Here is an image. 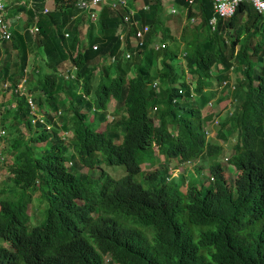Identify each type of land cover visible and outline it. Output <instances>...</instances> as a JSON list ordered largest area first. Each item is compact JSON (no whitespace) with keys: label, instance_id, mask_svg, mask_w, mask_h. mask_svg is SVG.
Here are the masks:
<instances>
[{"label":"trees","instance_id":"1","mask_svg":"<svg viewBox=\"0 0 264 264\" xmlns=\"http://www.w3.org/2000/svg\"><path fill=\"white\" fill-rule=\"evenodd\" d=\"M130 1L116 7L102 2L96 22L89 19L85 41V18L77 13V0H55V7L46 11L45 0L8 2V15L24 11L26 19L3 43L0 80L12 89L27 76L31 100L54 126L43 130L38 124L29 139L12 141L17 160L6 178L25 196L0 197V264H264V12L241 1L230 16H218L212 29L211 0H174L186 9L188 20L174 37L165 25L161 0ZM196 16L198 23L189 25ZM145 24L150 30L133 46L131 35ZM156 40L164 43L156 48ZM125 49L130 51L127 58ZM112 55L114 60L101 64L93 90L94 62ZM65 61L76 66L71 79L64 77ZM42 66L51 71L41 76ZM236 73L241 77L233 79L232 90L226 86L215 100L230 96L239 101L220 122L221 142L226 141L224 130H240L225 155L223 143L204 137V125L213 115L206 107ZM157 80V85L167 84L158 92ZM12 95L16 107L0 111L11 115L9 126L16 122V132H21L19 125L30 123L28 107L24 96ZM161 102L166 110L155 123L149 110ZM65 109L72 115L58 126L53 112ZM91 112L103 129L90 123ZM109 128L113 131L105 135ZM69 130L74 131L71 143L63 138ZM156 151L186 163L214 155L208 167L210 185L204 189L188 183L183 174L174 181ZM219 154L235 170L232 180L221 161L213 159ZM101 159L123 164L126 174L114 178L101 173L100 190L89 192L77 171L95 168ZM147 160L154 165L158 161L161 169L142 173L144 184L134 177ZM36 189L47 203L45 218L29 227L27 207ZM257 222V231H245ZM192 225L207 226L198 231L197 240ZM201 249L209 252V259Z\"/></svg>","mask_w":264,"mask_h":264},{"label":"rangeland","instance_id":"2","mask_svg":"<svg viewBox=\"0 0 264 264\" xmlns=\"http://www.w3.org/2000/svg\"><path fill=\"white\" fill-rule=\"evenodd\" d=\"M129 2H131L129 0ZM172 3V0H164V3ZM50 6H53L54 3L53 1H49ZM174 9L177 10L178 14H172L171 12V7L165 6L164 5V12H163V16H164V20L167 21L170 25V30L172 32H174V34L170 33L174 36L177 37L179 35V31H180V27L185 24L188 20H187V15H186V9L185 8H181L179 6H177L176 4L173 6ZM79 11H83L81 8H78ZM182 9V10H181ZM166 13H170L168 15H166ZM23 15L24 13H21V17L20 19L16 20L19 25L22 22L23 19ZM82 15L85 18V22L81 25V29H82V36H83V40H86V34H85V29L86 26L89 24V17L87 15L86 12H83ZM169 19H171V21H168ZM13 20V19H10ZM200 20L199 17L196 16V18L194 20H190L188 23L189 25L192 24H196L198 23V21ZM176 22L178 28H176V24L174 22ZM96 22V21H95ZM12 24H15V21H12ZM160 34V32H159ZM131 44L134 45V40L131 38ZM35 54L34 58L36 63H40L41 65V59L39 54L37 53V51L35 50L33 52ZM64 63H68L69 66L65 65V68H70L71 69V63H69V61H65ZM95 64H97V72H96V77L95 80L93 82V90L96 88V84L98 82V74H99V70L101 69V64L107 63V59H102L100 60L99 58H97V61L94 62ZM260 64V63H259ZM261 65H259V69L260 70ZM157 69V66H155L154 71ZM51 69L50 68H46V66H42L41 68V73L40 75L42 76L43 74H46V72H50ZM71 71L74 73L75 75V69H71ZM153 71V72H154ZM133 71L132 69L129 72V76L132 75ZM112 78L115 76V72H114V68L111 69V75ZM65 77V76H64ZM190 75H187V79L189 80ZM235 78H240L241 74L240 73H236L234 75ZM233 77V79H235ZM66 78V77H65ZM71 79V78H68ZM186 79V81H187ZM229 80L232 82V78ZM213 81V85L216 87V80L214 79V77L212 78ZM158 83V80H157ZM167 86L166 83L160 85V83L158 84L156 91H161L162 89H164ZM224 88H218L215 97L211 99V101L208 103V108H207V112H211L213 115L211 116L210 120L211 121L208 125H204V137L206 140H209L213 143H224L223 149H225V155H228L229 153V148H230V144L233 141V139L236 137V133H240V130L238 128H231L229 130H224V132L222 133L223 136L226 138L225 142H221V137L219 136V132L221 129L220 128V122L221 120H223L224 117L228 116V113L231 112L233 113L234 108L238 107L239 105V101H234L230 96H227L226 99L220 101L219 103H217L218 97L220 96V94L223 92ZM94 92V91H93ZM32 95V92H31ZM29 96V95H28ZM10 99V96L7 93H2L0 92V105H5L7 106L10 101H8ZM114 105V100H112L109 104H108V109L109 112H111V109L113 108ZM156 109L158 110L157 116L154 117V114H156V111H154L153 109L149 110V114H151V118L154 120L155 123H158L160 120L159 115L164 112V110H166V105L165 103L161 102L157 105ZM63 113L60 117H58L57 119V125L58 126H62V123H65L69 117L72 115L71 112H67V110H62ZM4 112V111H3ZM33 116L30 113L27 116V120H32ZM90 123L92 125H95L98 127V129L100 128H104V123L99 124L98 121L96 120V118L94 117L93 113L91 112L90 114ZM117 118V116H116ZM115 118V119H116ZM111 119L110 115L108 116V121ZM0 120H3L2 124L4 125L1 129V131H3V138L0 140V190L1 189H8V192L6 193V195H3L0 193V197L3 196H9L12 199L15 200H22L25 196L24 193H22L23 191L19 188H17L16 186H13V183L11 180H9L8 178H6V176L8 175V170L9 167L11 165H14L16 163V156L11 148V144L14 138H18V137H22L23 139L27 140L29 139L34 133H35V128H37L38 124H33L32 121L29 123V125H27L25 123L22 125H19V128L21 130V132H16V122H14L13 125L9 126V121L11 122V115L6 114V113H1L0 114ZM21 124V123H20ZM40 125V124H39ZM52 126H54V124H52ZM119 128V127H118ZM39 129V127L37 128ZM40 129H42V126L40 127ZM112 128H109L107 130H105V135H107L109 132H112ZM120 133H123V128L120 126L119 128ZM66 131L63 132V138L64 141L71 143V141L73 140V136H74V131L73 130H69L67 131V133H65ZM46 142H30L29 144L34 145H43ZM70 152L74 151V147L70 146ZM158 150V148H157ZM96 155L100 158L103 157V153L101 151H97ZM156 155L159 156L162 160L163 163L165 164V168L170 172V176L174 177V181H177L179 179V173H182L183 175H185L186 181L188 183H190V181H192L193 183H195L198 187H202L204 186V189L206 187H208L210 185V180L207 179V177H209V170L208 167L211 164L210 160H212V158L210 157H214V155L211 156H207L205 161H202L198 158V160H194L191 163V166L188 165V163H186V161H184V163H180V161H178L177 159H174L175 157L166 159L164 155L160 154L158 151H156ZM220 156V157H219ZM213 159H218L221 161L222 166L224 167L225 171H227V176L230 180H232L235 176V170L233 169V167H230V164H227L226 161L224 160L223 157H221V155L219 154L217 156V158H213ZM192 167V169H191ZM201 167V168H200ZM157 168L161 169V163H158L154 165L152 163L151 160H147L145 161L144 164H142L141 166V172L137 175H135L134 180L139 181V182H144L145 184V179H144V174L142 173H148V172H153L155 171ZM200 168V169H199ZM197 169H199V173H197ZM101 173H104L105 175H109L112 176L114 178H120L122 176H124L126 174L125 172V167L123 164H107L106 161H104L103 159H101L100 164L95 167H87V166H81L79 168V170L77 171V177L84 179L85 181H87L88 183V191L89 192H97L100 190L101 188V182H100V175ZM187 175V176H186ZM120 176V177H119ZM185 188L188 186V184L186 185V182L184 184ZM42 189H45V186H41ZM183 191H185V189H182ZM31 192V190H30ZM29 192V193H30ZM40 193V191L38 189H36L32 195V202L28 203V207H27V212L29 213V220H28V226H32L36 223H39L41 221H43V219L45 218V210H46V200L44 197H38V193ZM80 203H82V201H80ZM121 221V220H120ZM122 222V221H121ZM261 223L257 222L253 225H248V229H246L245 231H257L260 228ZM207 226L205 225H192V231H193V236L194 239L197 240L198 238V231L201 228H206ZM149 236H151V232L148 231ZM4 244H7L4 242ZM201 251L206 255V258L209 259V252L207 250L201 249ZM104 259L106 262L109 261V257L107 254H104Z\"/></svg>","mask_w":264,"mask_h":264},{"label":"built area","instance_id":"3","mask_svg":"<svg viewBox=\"0 0 264 264\" xmlns=\"http://www.w3.org/2000/svg\"><path fill=\"white\" fill-rule=\"evenodd\" d=\"M25 1V0H22ZM46 0L45 4H44V11L46 10H50L53 9L55 7V0H52L54 5L50 6L49 3H47ZM212 4H213V9L215 14L210 17L209 19V24L211 26L212 29L215 28L216 25V21H217V17H228L230 16V14L233 13L236 5H238L239 2L241 1H250L252 2V4L254 5L255 8H257L259 10V12L263 13L264 12V0H211ZM104 2V3H109L111 4L113 7H116L119 4H126L127 0H77V2L75 3L76 7L81 8L83 11H78L77 13H83L86 12L89 19L92 21H96L97 20V16H98V12H99V7L100 4ZM189 2L191 3L192 0H189ZM132 11H134L133 9H131ZM16 17H21L20 14H17ZM11 29H12V25H11V21L9 16H7V0H0V65H1V59L5 57V52L6 50L4 49V41H8L11 38ZM31 32L36 31V27L34 25H32L30 28ZM150 29V26L148 24H145L144 26H140L137 28L136 32L134 35H131V38L134 40V44H141L142 41H144V36L146 34V32H148ZM119 32V38L122 41V46L124 44V38H123V30L122 28H119L118 30ZM160 43V42H159ZM157 43L155 44V47L158 48L159 45H162V43ZM96 43L93 45L94 47H96ZM123 55L125 57H129L130 56V51L125 49L123 52ZM111 60L114 59V56L110 57ZM26 72V69H25ZM73 77V73L69 74V77ZM27 76H23L20 81L18 82V84L16 86H14L12 88V91L14 93H19L20 95H23L26 97V102L29 105L30 108V113L32 114L33 118H32V123L38 121V122H42V119L40 118V116H38L35 112H34V106L33 103L31 101V96L27 91ZM8 88V83L4 82L2 84V89L6 90ZM29 95V96H28ZM61 113V112H59ZM46 128H49L46 126ZM3 136V131H1L0 129V138Z\"/></svg>","mask_w":264,"mask_h":264},{"label":"clouds","instance_id":"4","mask_svg":"<svg viewBox=\"0 0 264 264\" xmlns=\"http://www.w3.org/2000/svg\"><path fill=\"white\" fill-rule=\"evenodd\" d=\"M50 1V0H49ZM49 1H47V3H49ZM52 1V0H51ZM45 2H46V0H45ZM45 4V3H44ZM8 5V4H7ZM50 5V4H49ZM133 9V8H132ZM43 10H44V7H43ZM21 13H24L25 14V12L24 11H21V12H19V13H17V14H20L21 15ZM16 14V15H17ZM7 15H8V8H7ZM16 15H14L15 17H16ZM16 18H19V17H16ZM150 30V29H149ZM11 32H12V29H11ZM118 34H119V32H118ZM121 47H123V46H121ZM124 52V51H123ZM123 55V54H122ZM112 56H114V55H112ZM124 56V55H123ZM111 57V56H110ZM110 57L107 59V61H112L111 59H110ZM125 57V56H124ZM125 58H127V57H125ZM115 59V58H114ZM113 59V60H114ZM65 65L67 66V65H69V64H66L65 63ZM71 69H75L76 70V66L75 65H73V66H71ZM71 69L70 68H67V70L64 72L65 74H66V78H73L75 75H74V73L71 71ZM73 73V77L71 76V77H69V74H72ZM4 82H7L8 83V81H6V80H0V92H2V93H7L9 96H10V98L12 99V101H10V103L7 105V106H5V105H1L0 106V108H3L4 110L5 109H14L15 107H16V101L13 99V91H12V89L10 88V86H9V83H8V88L6 89V90H3L2 89V84L4 83ZM27 83V82H26ZM18 84V83H17ZM16 84V85H17ZM15 85V86H16ZM157 85V82L156 83H154V86H156ZM158 86V85H157ZM157 86H156V88H157ZM226 86H228V88H229V92L232 90V88H233V78H232V82L230 81V80H227V82H223L222 84H221V87L222 88H225ZM27 91H28V93H29V87H28V84H27ZM178 92L179 93H182V89H178ZM17 94H19V93H17ZM30 94V96H31V93H29ZM20 95V94H19ZM21 96H23V95H21ZM25 97V96H24ZM25 99H26V97H25ZM15 102V105H12V102ZM32 101V103H33V106H34V112L38 115V116H40V118L42 119V122H38V121H36V122H34L33 124H40L41 126H42V129L43 130H49L51 127H52V124H50V123H47L46 121H45V119H44V111L42 110H40L35 104H34V101L33 100H31ZM26 104H27V102H26ZM27 107H28V112H29V114H30V108H29V105L27 104ZM208 108V107H207ZM207 108H206V110H207ZM153 110L154 111H156L157 109L156 108H153ZM59 112H61V113H59ZM0 114H1V111H0ZM28 114V115H29ZM53 114H55L54 115V119H53V121H57V119H58V117H60V115L62 114V110H58V112H53ZM228 114H230V112L228 113ZM30 122H31V120H29ZM46 126L47 127H49V128H46ZM2 129V128H1ZM67 133V132H66ZM4 136H2L1 138H0V140L3 138ZM224 144V143H223ZM224 158V160L226 161L227 160V156H224L223 157ZM174 159H177L178 161H180V163H184V161H181L179 158H174ZM194 160H198V158H195V159H190V160H188L187 161V163H188V165H190L191 166V163H192V161H194ZM191 169H192V167H191ZM182 173H179V177H180V175H181ZM171 178H173L174 179V177H171ZM179 180V179H178ZM177 180V181H178ZM182 190V189H181ZM183 191V190H182Z\"/></svg>","mask_w":264,"mask_h":264},{"label":"crops","instance_id":"5","mask_svg":"<svg viewBox=\"0 0 264 264\" xmlns=\"http://www.w3.org/2000/svg\"><path fill=\"white\" fill-rule=\"evenodd\" d=\"M187 1H189V0H187ZM8 2H9V0H7V4H8ZM163 2H164V0H161V4H162V5H163ZM175 4H176V2H175L174 0H172V3H167V2L164 3L165 6L171 7V12H172V14H178V13H177V10L173 8V6H174ZM164 5H163V9H164ZM176 5H177V4H176ZM177 6L181 7L182 9L184 8V7L180 6V5H177ZM132 7H133V10L136 9L135 6H132ZM182 9H181V10H182ZM163 12H164V10H162V13H163ZM168 14H170V13H166V15H168ZM214 14H215V12H214ZM214 14H213V15H214ZM213 15H212V16H213ZM7 16H9L10 19H13V20H10V21H11V25H12V29L16 28V27L18 26V24H19L16 20L20 19V17H19V18H16L14 15H11V14H10V15H7ZM212 16H211V17H212ZM195 18H196V17H193L192 20H194ZM224 18H225V17H224ZM25 19H26V14L23 15V19H22L21 24L24 23ZM209 19H210V18H209ZM12 21H15V24H12ZM168 21H171V19H169ZM173 22H174V21H173ZM174 23L176 24V22H174ZM165 25L168 26L169 29H170V26H169L170 24H169L167 21H165ZM176 28H178L177 24H176ZM170 31H171V30H170ZM171 33L174 34V32H172V31H171ZM156 42H157V43H159V42L162 43V42L159 41V40H156ZM156 42H154V45L156 44ZM160 43H159V44H160ZM163 43H164V42H163ZM134 45H135V44H134ZM134 45H133V46H134ZM160 46H161V45H159V47H160ZM159 47H158V48H159ZM14 54H15V51L12 50V55H14ZM2 59H3V58H2ZM2 59H1V61H2ZM1 64H2V62H1ZM0 66H1V65H0ZM233 77H234V75L230 76V79L233 78ZM234 78H235V77H234ZM220 88H222L221 85L219 86V89H220ZM224 89H225V88H224ZM8 101H12V99L10 98ZM12 105H15V102H14V101L12 102Z\"/></svg>","mask_w":264,"mask_h":264}]
</instances>
